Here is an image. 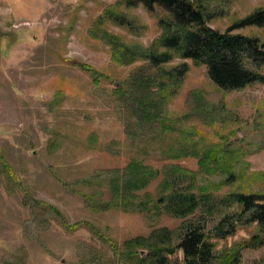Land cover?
Returning <instances> with one entry per match:
<instances>
[{
    "label": "rangeland",
    "instance_id": "1",
    "mask_svg": "<svg viewBox=\"0 0 264 264\" xmlns=\"http://www.w3.org/2000/svg\"><path fill=\"white\" fill-rule=\"evenodd\" d=\"M123 1L0 0V264H128V241L177 231L196 217L206 220L209 233L229 212L220 203L226 195L264 194V84L223 91L204 66L175 58L167 68L186 63L188 71L164 108L172 130L138 121L119 90L134 91L126 84L137 67L157 72L142 59L114 62L101 32L146 52L161 36L158 20L165 14ZM199 2L212 13L208 26L221 33L264 5ZM107 10L122 14L131 28L105 17L100 22ZM231 34L264 44V27ZM79 65L100 73L99 83ZM247 68L264 76V65ZM216 145L234 155L232 181L221 168L201 170L197 157L173 158L180 146L202 154ZM132 163L160 174L130 196L115 186L123 189L130 180ZM175 166L196 175L192 193L209 194L212 214L203 207L186 217L157 213L154 201L169 194L163 182ZM147 197L151 205L144 208L139 203ZM241 224L226 239L211 238L217 252L256 233L254 224ZM169 258L184 264L181 252ZM240 264H264V246L242 250Z\"/></svg>",
    "mask_w": 264,
    "mask_h": 264
},
{
    "label": "trees",
    "instance_id": "2",
    "mask_svg": "<svg viewBox=\"0 0 264 264\" xmlns=\"http://www.w3.org/2000/svg\"><path fill=\"white\" fill-rule=\"evenodd\" d=\"M119 4V3H118ZM127 8L143 6L149 12L159 9L165 15L158 20L161 36L146 50L139 51L135 45H127L119 37L102 31L100 39L111 48L112 60L120 65H130L137 60H145L149 69H155L157 74H149L142 67H137L131 74L130 83L133 92L121 91V97L127 103L130 101V111L138 121L152 126L161 124L163 131L172 128L165 125L164 108L178 92L180 84L188 71V65L182 63L173 68L167 66L175 59L190 60L196 66H204L209 80L220 90H240L253 83L264 84V76L255 72L247 65H264V44L255 37L241 34H231L233 29L246 27H264V5L253 11L244 19L238 20L231 29L221 33L208 26L212 13L201 5L199 0H124ZM107 10L99 21L104 23V17L117 25L132 24L119 14ZM130 26V27H129ZM98 36V35H97ZM87 72L92 82L97 85L102 75L90 67L79 65ZM126 97V98H125ZM173 150V149H170ZM173 158L197 157L198 166L206 172H214L221 168L227 172L228 181L234 175L230 162L234 155L221 145L208 149L200 154L196 150L188 151L180 146ZM224 164V166H221ZM211 169V170H210ZM159 171H154L137 163L129 167L130 180L123 189L115 186V191L132 195L143 190L154 179ZM191 180L190 185L182 188L184 178ZM196 175L181 167H171L163 182V189L168 190L167 196H160L154 201L157 213L161 209L174 216L186 217L200 207L204 212L213 213V201L207 192L192 193L195 188ZM225 182H223L224 185ZM146 198L140 202L144 208L151 205ZM222 205L229 212L219 219L212 230L207 233V222L202 217H196L184 222L177 231L159 229L151 232L148 238H134L127 242L130 248L123 256L128 264H172L170 256L178 252L183 254L184 264H240V252L244 249H255L264 246V194H243L232 192L222 198ZM150 209V208H148ZM255 225L257 229L249 239L236 244L230 249L216 251L211 238L226 239L235 234L241 223ZM140 249L136 251V249ZM142 250L147 255L142 256Z\"/></svg>",
    "mask_w": 264,
    "mask_h": 264
}]
</instances>
